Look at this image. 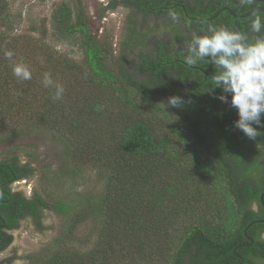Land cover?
I'll use <instances>...</instances> for the list:
<instances>
[{"label":"trees","instance_id":"16d2710c","mask_svg":"<svg viewBox=\"0 0 264 264\" xmlns=\"http://www.w3.org/2000/svg\"><path fill=\"white\" fill-rule=\"evenodd\" d=\"M123 3L132 12L117 70L112 43L93 33L84 0L61 2L52 20L57 33L80 46V62L15 33L9 0H0V141L50 132L66 163L47 184L67 187L71 195L55 197L46 187L31 197L14 191L12 184L37 168L18 155L0 160V254L23 219L43 228V212L51 208L63 223L28 264H264V128L253 125L260 132L254 140L235 128L236 110L216 98L220 89L209 91L213 76L197 68L215 74L210 62L184 59L192 33L208 29L202 19L226 5L239 15L254 6L241 0ZM137 14L166 18L174 42L156 39L128 63ZM256 15L264 19L262 11L249 18L224 11L220 25L254 38ZM177 38L183 40L175 45ZM19 62L29 67L31 80L13 76ZM45 72L64 86L62 99L54 101V89L43 87ZM173 96L181 97L179 106L168 104ZM88 171L97 175L98 194L80 190ZM88 222L93 226L81 236Z\"/></svg>","mask_w":264,"mask_h":264},{"label":"rangeland","instance_id":"374dc122","mask_svg":"<svg viewBox=\"0 0 264 264\" xmlns=\"http://www.w3.org/2000/svg\"><path fill=\"white\" fill-rule=\"evenodd\" d=\"M63 1L70 2L71 0H9L10 17L8 22L15 29V33L29 34L80 62L83 56L78 43L72 38L71 41L66 40L53 28L52 20L56 8ZM116 2L117 4H115ZM73 4L75 5V3ZM84 7L87 10L89 25L93 33L98 35L101 40L108 38L111 41L114 53L113 64L117 70H120L118 62L121 61V55H123L121 45L126 41L124 38L128 32L126 25L129 23L132 9L126 7L123 0H84ZM136 20L138 25L134 29H137V38L132 43L134 50L129 51L130 60L127 61L128 63L132 62L138 53L148 51L151 42L156 39L174 42L170 30L166 29V18L160 17L159 19L154 14H150L146 19H143L137 14ZM145 34L151 38L148 40L149 47H145L143 44V35ZM182 40L178 39L175 45ZM15 155L19 156L22 163L33 162L37 171L34 176L13 183L14 191H21L27 197H31L36 190L42 192V188L46 187L47 193L54 192L55 197L62 196L64 192H66V199L71 197V195L68 196L70 193H68L67 187L63 188L59 184H47V176L53 178L52 173L60 172L66 163L60 142L54 139L50 132L32 131L0 141V160L11 159ZM85 177L88 178L80 190L98 194L101 191V186L96 181L95 172L88 171ZM89 177H92V180ZM63 220V217L51 208L43 212V228L36 225L31 217L23 219L19 228L10 231L14 240L0 254V259L11 264H28L30 255L40 250L56 235ZM91 226L93 223L88 222L79 229V234L86 236Z\"/></svg>","mask_w":264,"mask_h":264},{"label":"clouds","instance_id":"9594fccd","mask_svg":"<svg viewBox=\"0 0 264 264\" xmlns=\"http://www.w3.org/2000/svg\"><path fill=\"white\" fill-rule=\"evenodd\" d=\"M251 2L241 0L242 4ZM169 15L173 21L178 19L175 12ZM251 32L257 35L250 38L246 33L224 25L209 26L204 34L193 32L186 45L184 59L188 65L205 60L210 62L215 74L209 91L221 90L216 98L236 110L235 128L254 140L260 132L253 125L264 128V34H261L264 32V19L259 15L251 21ZM4 55L9 60L13 58L12 51H6ZM11 70L18 81L32 79L29 67L23 62L13 63ZM42 85L54 89V101L63 98L64 86L55 82L50 73L43 74ZM181 103L179 96L168 101L170 106Z\"/></svg>","mask_w":264,"mask_h":264},{"label":"flooded vegetation","instance_id":"af4514ba","mask_svg":"<svg viewBox=\"0 0 264 264\" xmlns=\"http://www.w3.org/2000/svg\"><path fill=\"white\" fill-rule=\"evenodd\" d=\"M252 1H253V2H251V3H249V4L253 5L254 7L250 8L248 12L253 11V10H255V12H261V11L264 12V0H252ZM178 5L183 6V4H181V3H180V4L177 3V6H178ZM224 7L231 8L230 6H227V5L224 6ZM224 7H222V8H224ZM171 8H172V7H170V9H171ZM222 8H221V9H222ZM185 9H186V10L188 9L187 6H185ZM221 9H220V10H221ZM231 9H232V8H231ZM220 10H219V11H220ZM232 10H233V9H232ZM219 11H218V12H219ZM224 11H229V10L225 9ZM224 11H222V12H221V13H220L215 19H211V18H213L218 12H217L215 15L209 17L208 19H202L203 21H202V20H201V21H202V22H206V23L209 22L208 27H209V26H212V25H213V26H214V25H220V22H221V21L219 20V18H220V16L222 15V13H224ZM229 12H230V11H229ZM248 12H247V13H248ZM255 12H254V13H255ZM244 14H246V13H244ZM251 15H252V14H251ZM251 15H250V16H251ZM188 16H190V18L192 17V19H198L197 17H194V16H192V15H188ZM248 18H249V17H248ZM210 19H211V20H210ZM210 24H211V25H210ZM223 24H224V23H223ZM203 69H204V68H203ZM253 208L256 209V210L259 209L258 204H254ZM263 236H264V235H263Z\"/></svg>","mask_w":264,"mask_h":264},{"label":"water","instance_id":"95a60500","mask_svg":"<svg viewBox=\"0 0 264 264\" xmlns=\"http://www.w3.org/2000/svg\"><path fill=\"white\" fill-rule=\"evenodd\" d=\"M253 2V1H252ZM225 9H227V10H229L231 13H233L235 16H237V17H239V18H248L251 14H253L254 12H255V10H253V11H250V12H248V13H246V14H243V15H239V14H236V13H234V11L231 9V8H228V7H224V8H222L213 18H211V19H215L222 11H224ZM210 19V20H211ZM197 68H199L201 71H203V72H205L207 75H210V76H214V74H211V73H209V72H207L205 69H203V68H201V67H197ZM261 199H262V203H263V205H264V192H263V194L261 195ZM2 227H5V223L0 227V229L2 228Z\"/></svg>","mask_w":264,"mask_h":264}]
</instances>
